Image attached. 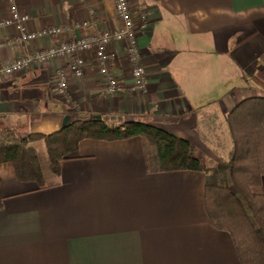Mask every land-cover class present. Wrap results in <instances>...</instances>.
I'll list each match as a JSON object with an SVG mask.
<instances>
[{
    "label": "crops",
    "instance_id": "obj_1",
    "mask_svg": "<svg viewBox=\"0 0 264 264\" xmlns=\"http://www.w3.org/2000/svg\"><path fill=\"white\" fill-rule=\"evenodd\" d=\"M15 2L29 14L30 30L72 25L63 39L119 27L113 0ZM129 2L135 25L145 23L138 33L142 91L122 42L111 44L106 62L119 82L113 93L92 52L82 51L76 54L82 75L67 70L68 88L60 94L52 74L69 60L50 58L0 81V128L49 134L67 116V124L95 115L136 120L188 140L206 162L220 163L231 148L227 114L241 100L264 95V0ZM13 34L3 29L0 39ZM57 40L44 35L1 47L0 64ZM144 145L141 136L82 139L54 176L38 141L41 188L0 163V264H240L229 233L207 216L205 173L148 171Z\"/></svg>",
    "mask_w": 264,
    "mask_h": 264
},
{
    "label": "trees",
    "instance_id": "obj_2",
    "mask_svg": "<svg viewBox=\"0 0 264 264\" xmlns=\"http://www.w3.org/2000/svg\"><path fill=\"white\" fill-rule=\"evenodd\" d=\"M226 128L231 143L228 156L209 166L188 140L142 121L76 120L49 134L19 133L5 126L0 128V163H11L19 180L41 188L46 180L36 142L43 143L50 171L58 176L60 161L70 157L82 139L141 136L148 171L205 173L204 206L211 225L229 233L240 264H264V95L237 103L226 116Z\"/></svg>",
    "mask_w": 264,
    "mask_h": 264
},
{
    "label": "built area",
    "instance_id": "obj_3",
    "mask_svg": "<svg viewBox=\"0 0 264 264\" xmlns=\"http://www.w3.org/2000/svg\"><path fill=\"white\" fill-rule=\"evenodd\" d=\"M5 6L4 8L2 7ZM115 14L119 20L116 29L104 30L83 37L61 38L72 30V25L48 26L39 30H30L27 26L29 14L21 9L15 0H0V31L13 28L14 34L0 39V48L9 47L19 42H30L44 35L59 37L56 42L28 51L0 64V81L10 78L24 69L39 66L50 58L69 60L65 67H60L52 74V80L60 94H64L68 88L67 70L75 77L82 75L83 59L76 54L82 51H90L97 63L99 73L108 83V92L113 93L119 86L117 78L107 67V59L110 56L112 43L122 42L125 45V56L131 67V74L135 80V87L143 90L145 87V68L141 63L138 48V33L143 30L145 23L139 27L135 25L134 10L129 0H113ZM3 8V9H2ZM5 11V12H4ZM88 24V22H84Z\"/></svg>",
    "mask_w": 264,
    "mask_h": 264
},
{
    "label": "rangeland",
    "instance_id": "obj_4",
    "mask_svg": "<svg viewBox=\"0 0 264 264\" xmlns=\"http://www.w3.org/2000/svg\"><path fill=\"white\" fill-rule=\"evenodd\" d=\"M215 143H216V142H213V144H215ZM223 144H224V143H223ZM224 145H225V146L227 145V146H226V147L223 146V147H225V150H224V148L221 149V151H222L221 153H222V154H225L226 149L228 148V142L225 143ZM41 152H42V151H40V153H41ZM40 156H41V158H40V160H41V165H44V162L42 161V155L40 154ZM225 158H226V157H225ZM215 159H220V158H214V159H212V161L209 160V162H207V165H209V166H214V165L216 164V163H215V161H216Z\"/></svg>",
    "mask_w": 264,
    "mask_h": 264
},
{
    "label": "water",
    "instance_id": "obj_5",
    "mask_svg": "<svg viewBox=\"0 0 264 264\" xmlns=\"http://www.w3.org/2000/svg\"><path fill=\"white\" fill-rule=\"evenodd\" d=\"M93 118H95V119H100L101 116H100V115H95ZM113 119H114V118H113ZM67 120H68V116L65 117V119H64V121H63V123H62V126H65V125L67 124Z\"/></svg>",
    "mask_w": 264,
    "mask_h": 264
}]
</instances>
